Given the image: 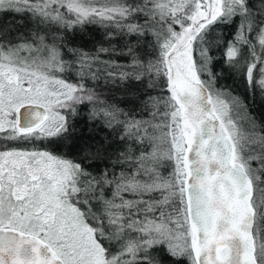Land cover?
<instances>
[{
  "label": "snow or ice",
  "instance_id": "6c2138e0",
  "mask_svg": "<svg viewBox=\"0 0 264 264\" xmlns=\"http://www.w3.org/2000/svg\"><path fill=\"white\" fill-rule=\"evenodd\" d=\"M0 264H264V0H0Z\"/></svg>",
  "mask_w": 264,
  "mask_h": 264
}]
</instances>
